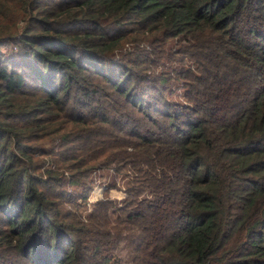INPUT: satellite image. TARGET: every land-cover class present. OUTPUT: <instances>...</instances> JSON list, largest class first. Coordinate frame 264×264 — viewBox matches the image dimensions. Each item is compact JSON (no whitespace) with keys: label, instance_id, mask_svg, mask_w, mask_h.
<instances>
[{"label":"trees","instance_id":"1","mask_svg":"<svg viewBox=\"0 0 264 264\" xmlns=\"http://www.w3.org/2000/svg\"><path fill=\"white\" fill-rule=\"evenodd\" d=\"M0 264H264V0H0Z\"/></svg>","mask_w":264,"mask_h":264},{"label":"rangeland","instance_id":"2","mask_svg":"<svg viewBox=\"0 0 264 264\" xmlns=\"http://www.w3.org/2000/svg\"><path fill=\"white\" fill-rule=\"evenodd\" d=\"M105 173L106 172H104V174ZM107 176H109V174H107ZM118 178L119 176L117 175V178L115 179V185L114 186L112 185L109 188H107V192L105 193L109 198L114 200L119 199L122 196V191H121L122 182ZM106 179L107 177L98 178L92 183V186L88 190V193L86 195V200H85L86 207L84 208L85 210L91 206V204L96 198L104 195L103 191H101V186L102 184L103 185L106 184Z\"/></svg>","mask_w":264,"mask_h":264}]
</instances>
